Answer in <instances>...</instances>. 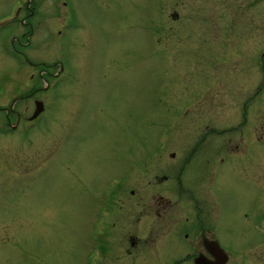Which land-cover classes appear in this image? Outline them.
Segmentation results:
<instances>
[{"label":"rangeland","instance_id":"1","mask_svg":"<svg viewBox=\"0 0 264 264\" xmlns=\"http://www.w3.org/2000/svg\"><path fill=\"white\" fill-rule=\"evenodd\" d=\"M204 1L0 0V264H93L97 206L124 205V178L140 190L154 163H224L215 186L198 178L223 203L222 244L261 240L264 105L249 25L232 22L248 8ZM116 236L94 264L124 263Z\"/></svg>","mask_w":264,"mask_h":264},{"label":"flooded vegetation","instance_id":"2","mask_svg":"<svg viewBox=\"0 0 264 264\" xmlns=\"http://www.w3.org/2000/svg\"><path fill=\"white\" fill-rule=\"evenodd\" d=\"M199 2H203L199 5L201 8L206 3L204 0ZM218 3H223L229 8L230 14L232 9L237 14L240 8H248L241 11L238 17L234 15L232 22L249 25V35L252 36L251 61L254 62L250 70L254 84V102L251 106L252 111L257 112L259 102L256 98L261 92L263 94L261 93L259 98L262 100L260 106L264 105V0H218ZM200 13L201 15L197 13L198 22L209 23L205 10ZM234 37L240 38L237 28ZM25 62L28 64L27 60ZM9 114L19 116L14 111ZM149 164L151 163H140V167ZM181 164L183 165L179 168L170 165L161 171L154 163L153 170L159 169L160 174H155L154 180L148 186L143 181L139 182V185L144 186L142 189L139 190L138 185L130 188L129 180L132 178H124V183L128 181L124 185V205L97 206L90 221V240L96 241L90 250V253H93V264L99 259L100 251H103L102 259L110 253L109 244H113L110 237L115 234L117 245L118 242H123L121 238L124 235L123 264H264V249L261 250L264 247V222L261 224V240L250 244L245 252L226 249L221 241V235L226 230L223 203L217 192L210 193L209 190L200 189L198 186L199 174L209 176V184L215 186L214 176L223 168L224 163ZM187 168L189 169L185 172L186 176H194L189 181L185 180L186 183L180 176ZM173 172H177L178 176L167 184L166 181L170 179L168 175ZM137 173L139 172H136V176ZM163 184L164 187L166 184L169 187V199L163 197L165 194H161ZM256 196L251 200L249 212L262 213L261 210L255 209L258 205ZM262 218L264 220V216Z\"/></svg>","mask_w":264,"mask_h":264},{"label":"water","instance_id":"3","mask_svg":"<svg viewBox=\"0 0 264 264\" xmlns=\"http://www.w3.org/2000/svg\"><path fill=\"white\" fill-rule=\"evenodd\" d=\"M35 106H36V109H35L34 113L32 114V116L30 117L29 120H34V119H36V118L38 117V115H39L40 113H42V111H43V109H44V107H43V103H40V102H38V101L35 102Z\"/></svg>","mask_w":264,"mask_h":264},{"label":"bare ground","instance_id":"4","mask_svg":"<svg viewBox=\"0 0 264 264\" xmlns=\"http://www.w3.org/2000/svg\"><path fill=\"white\" fill-rule=\"evenodd\" d=\"M35 109H36V106H35ZM12 109H9V111H11ZM8 112V111H7ZM13 115V114H12ZM30 121V120H29Z\"/></svg>","mask_w":264,"mask_h":264}]
</instances>
